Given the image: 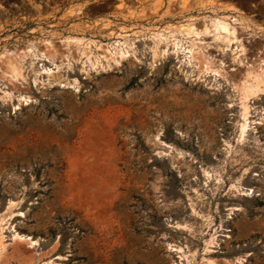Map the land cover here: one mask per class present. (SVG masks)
I'll use <instances>...</instances> for the list:
<instances>
[{"label": "rangeland", "instance_id": "1", "mask_svg": "<svg viewBox=\"0 0 264 264\" xmlns=\"http://www.w3.org/2000/svg\"><path fill=\"white\" fill-rule=\"evenodd\" d=\"M0 264H264V0H0Z\"/></svg>", "mask_w": 264, "mask_h": 264}, {"label": "bare ground", "instance_id": "2", "mask_svg": "<svg viewBox=\"0 0 264 264\" xmlns=\"http://www.w3.org/2000/svg\"><path fill=\"white\" fill-rule=\"evenodd\" d=\"M231 20H233V21H237L238 22V19H237V17H234V16H231L229 19L228 18H225V17H218V18H214V19H211L210 20V23H211V26H213V28H215V29H217L218 31L220 30V31H224V32H229L230 31V23H231ZM208 22V21H207ZM240 22V21H239ZM205 25V24H204ZM194 27V26H193ZM190 28V27H189ZM195 28V27H194ZM193 28V29H194ZM234 28V27H233ZM185 29H187V27L185 28ZM191 29H192V27H191ZM214 30V29H213ZM231 30H232V27H231ZM219 31V32H220ZM191 32V31H190ZM189 32V33H190ZM231 32V31H230ZM229 32V33H230ZM188 34V33H187ZM193 34V33H192ZM219 34V33H218ZM228 34V33H227ZM186 35V34H185ZM187 36V35H186ZM189 36V35H188ZM228 36V35H227ZM230 37V36H229ZM76 41H78V40H76ZM80 41H82V40H80ZM179 41V40H178ZM81 43V42H80ZM174 43V47L175 46H177V43L178 42H176V41H174L173 42ZM78 44V43H77ZM123 44V43H122ZM121 44V45H122ZM180 44V43H179ZM125 45V44H124ZM36 46V45H35ZM48 46V45H47ZM84 46V45H83ZM123 47V46H122ZM132 47V46H131ZM38 48V47H37ZM121 48V47H120ZM26 49V48H25ZM83 49V48H82ZM30 50V49H29ZM40 50V49H39ZM116 50V49H115ZM123 50H125V49H123ZM37 51V50H36ZM79 51H80V49H79ZM108 51V50H107ZM117 51V50H116ZM48 52V51H47ZM86 52V51H85ZM114 52V51H113ZM118 52V51H117ZM132 52V51H131ZM36 53V52H35ZM120 53H122V51H120ZM52 54V53H51ZM110 54V53H109ZM117 54V53H116ZM24 55V54H23ZM36 55V54H35ZM38 55H44L42 52L40 53V54H38ZM48 55V54H47ZM54 55V54H53ZM56 55V54H55ZM114 55V54H113ZM25 56V55H24ZM34 56V55H33ZM50 56V55H49ZM52 56V55H51ZM81 56V55H80ZM116 56V55H115ZM122 56V55H121ZM123 56H124V54H123ZM54 57V56H53ZM52 57V58H53ZM108 57V56H107ZM46 58V57H45ZM44 58V59H45ZM87 58V57H86ZM49 59V58H48ZM47 59V60H48ZM36 60V59H35ZM38 60V59H37ZM116 60V59H115ZM97 62V61H96ZM95 66V65H94ZM43 69H47L46 67H42ZM57 68V67H56ZM13 69V68H12ZM12 69H10V71H12ZM15 71V70H14ZM12 73H14V72H12ZM16 75V74H15ZM23 238V237H22ZM31 244H34V243H36V242H32L31 240H28ZM32 246V245H31ZM33 247V246H32Z\"/></svg>", "mask_w": 264, "mask_h": 264}]
</instances>
